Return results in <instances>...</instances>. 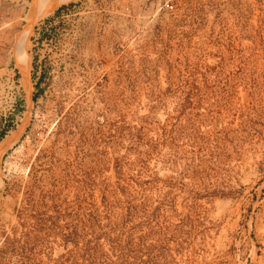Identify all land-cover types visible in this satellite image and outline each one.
Segmentation results:
<instances>
[{"label":"rangeland","instance_id":"rangeland-1","mask_svg":"<svg viewBox=\"0 0 264 264\" xmlns=\"http://www.w3.org/2000/svg\"><path fill=\"white\" fill-rule=\"evenodd\" d=\"M54 2L0 0L1 136L11 67L29 104L0 146V264H264V0L169 50H93L108 80L66 67L32 104L28 36Z\"/></svg>","mask_w":264,"mask_h":264},{"label":"built area","instance_id":"built-area-1","mask_svg":"<svg viewBox=\"0 0 264 264\" xmlns=\"http://www.w3.org/2000/svg\"><path fill=\"white\" fill-rule=\"evenodd\" d=\"M225 2L228 0H72L60 5L36 20L28 36L30 102L37 103L44 95L42 83L46 76L66 67L72 76L82 73L81 81L108 80L110 64L103 58L95 60L93 50H169L174 43L182 45L188 30H198L205 18H218L224 12L256 16L251 7L233 9L232 5L224 6ZM225 7L230 10L221 11ZM112 64L118 66L115 61ZM93 67L94 72L88 74ZM18 73L11 78L13 101L4 120L9 123L6 133L23 126L13 145L29 127L23 120L29 104L21 94L25 89Z\"/></svg>","mask_w":264,"mask_h":264},{"label":"crops","instance_id":"crops-1","mask_svg":"<svg viewBox=\"0 0 264 264\" xmlns=\"http://www.w3.org/2000/svg\"><path fill=\"white\" fill-rule=\"evenodd\" d=\"M10 70L12 71V79L14 78V76L16 75V73L18 72H14L15 68L11 67ZM21 135V131H19L18 129L11 131L10 133H5L3 136L0 135V146H2V142L3 140L7 139L8 142V148L11 147L20 137ZM6 147V148H7Z\"/></svg>","mask_w":264,"mask_h":264},{"label":"bare ground","instance_id":"bare-ground-1","mask_svg":"<svg viewBox=\"0 0 264 264\" xmlns=\"http://www.w3.org/2000/svg\"><path fill=\"white\" fill-rule=\"evenodd\" d=\"M55 2L53 3V5L50 7V9H52L53 7H56L58 5H60L61 3L65 2L66 0H54ZM70 2V1H69ZM68 3V2H67ZM59 7V6H58ZM57 7V8H58ZM56 10V9H55ZM52 13V12H51ZM50 13V14H51ZM48 15V14H47ZM46 16V15H45ZM44 17V16H43ZM42 18V17H41Z\"/></svg>","mask_w":264,"mask_h":264}]
</instances>
